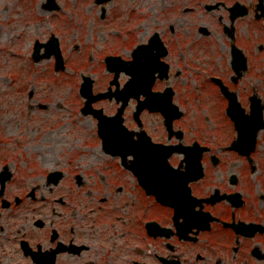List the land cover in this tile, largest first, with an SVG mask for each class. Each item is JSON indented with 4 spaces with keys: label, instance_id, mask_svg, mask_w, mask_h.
<instances>
[{
    "label": "flooded vegetation",
    "instance_id": "flooded-vegetation-1",
    "mask_svg": "<svg viewBox=\"0 0 264 264\" xmlns=\"http://www.w3.org/2000/svg\"><path fill=\"white\" fill-rule=\"evenodd\" d=\"M126 7L85 36L129 63L94 75L113 96L94 109L121 124L0 141V264H264V128L230 115L264 105V0ZM50 27L63 50L69 24Z\"/></svg>",
    "mask_w": 264,
    "mask_h": 264
},
{
    "label": "rangeland",
    "instance_id": "rangeland-1",
    "mask_svg": "<svg viewBox=\"0 0 264 264\" xmlns=\"http://www.w3.org/2000/svg\"><path fill=\"white\" fill-rule=\"evenodd\" d=\"M58 1L60 10L49 12L43 9L47 0H0V141L23 140L50 146V140L70 135L79 137L78 131L89 130L87 118L78 113V103L81 73H94L98 59L105 55L98 46L89 50L93 40H85V36L92 34L93 45L97 44V26L93 29L92 22L96 21L98 7L94 0ZM126 3L127 0H112L106 8L124 20L128 12ZM165 3L164 13L171 16L176 0ZM61 18L69 24L63 44L67 70L56 73L53 61L36 64L31 56L34 41H48L50 25ZM82 22L86 25L83 31L78 26ZM114 28L126 27L121 24ZM77 33L83 34L81 42H88L89 47L83 45L76 52L73 46ZM90 58H93L92 68L82 69L83 72L74 68ZM259 87L264 89L263 85Z\"/></svg>",
    "mask_w": 264,
    "mask_h": 264
},
{
    "label": "water",
    "instance_id": "water-1",
    "mask_svg": "<svg viewBox=\"0 0 264 264\" xmlns=\"http://www.w3.org/2000/svg\"><path fill=\"white\" fill-rule=\"evenodd\" d=\"M44 46L46 47V52L43 55H41L40 51H41L42 46H40L39 43L36 44L35 52L32 56L34 57V60L36 62H39L40 60L44 58H50L52 56L51 54L53 52L50 51V46H51L50 43ZM55 56L57 57V63L60 64L62 61V57H61L62 55L59 50L58 51L56 50ZM85 86H87L86 92H88L89 94L92 90V86L90 83H87L86 85L83 86L82 92H84ZM251 108H252L251 116H245L244 114H240L239 112H233L230 114L232 118L235 120L238 128H240L241 130L244 129L245 127L254 126V125H256L259 129L264 127V120H262L263 119L262 107L256 106L255 102L253 101Z\"/></svg>",
    "mask_w": 264,
    "mask_h": 264
}]
</instances>
